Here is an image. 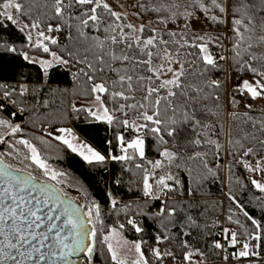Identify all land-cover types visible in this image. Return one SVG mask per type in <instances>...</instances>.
Masks as SVG:
<instances>
[{"label": "snow or ice", "instance_id": "obj_1", "mask_svg": "<svg viewBox=\"0 0 264 264\" xmlns=\"http://www.w3.org/2000/svg\"><path fill=\"white\" fill-rule=\"evenodd\" d=\"M42 2L45 10L34 16L33 11L38 7L36 0L31 3L26 0H0V52L16 54L30 65L38 64L42 85H50L52 75L60 66L72 71L68 66L81 65L72 71V76L84 79L89 86L84 95L91 96L98 107L78 109L73 105V111H85L96 121L109 125L116 122L138 133L126 146L124 137L117 136L122 154L116 156L110 152L107 157L91 147L75 144L73 141L76 137L71 129L58 128L56 131L64 135L54 136L52 132L47 135L59 140L88 163L103 164L108 159L131 162L137 156L141 162L146 161L145 137L151 134L160 158L147 161L150 170L143 163H136L135 167L143 171V196L153 200L165 198L162 200L163 206L155 215L169 222L177 215L174 204L180 203L177 200L170 205L167 202L169 194L178 192L182 197L195 198L197 188L205 180L217 175L208 157L212 156L218 161L222 151L232 158L227 163H239L248 172L259 173L262 179H252L251 184L264 193V109H259L261 115L254 117L250 113L257 109L247 102L248 99L264 100V0ZM193 4L204 13L206 28L211 25L225 26L217 31L230 41L229 45L220 41L219 36H211L210 33L195 36V40L200 43L186 39H165L170 30L157 25L167 24L178 16H192L188 8ZM164 12L168 15H160ZM153 13L156 15L153 16ZM132 18L136 22H129ZM9 25L26 35L31 48L40 49L51 58L37 60L28 52H19L13 46ZM65 25L69 29L75 28L76 35L69 32V38L77 41V46L62 49L63 54L50 51L48 44L58 45V41L46 35L45 29L47 33H59ZM86 30L100 35L90 36ZM146 32L149 34L145 35ZM33 33L36 35L35 41ZM214 42L218 47L227 48L232 55L214 56L209 51V44ZM186 48H195L198 52H186ZM229 60V69L234 68L240 82L233 87L231 99L227 100L221 94L227 91L224 83L219 78H211L210 74L220 69L218 61ZM249 74L250 78H244ZM49 90L53 91L50 87ZM38 91L37 88L22 86L16 89L0 83V113L7 112L8 105L15 108V111L8 112V118L0 116V131L11 136L22 131L20 125H14L12 120L18 113L25 111L23 98L26 94L36 101L34 107H47L46 101L32 96L33 92ZM234 93L244 97L247 112L237 110L241 101ZM105 96L123 103L110 111L102 99ZM116 111L123 113L124 118L115 116ZM129 111L135 119L129 118ZM225 115L230 117L226 133L222 120ZM222 135L227 136L228 147L221 143ZM6 142L4 136L0 135V143ZM17 145L22 146L26 152ZM8 146L10 151L0 153V264H77L74 258L82 253L88 258L87 264H93L97 245L95 225L100 222V206L93 203L88 206L87 212L82 211L84 206L78 205L61 186L64 184L62 177L66 174L51 170L28 139H16ZM6 157L19 159L21 164L25 161L31 164L14 167L6 162ZM245 157L249 160L256 157L255 167ZM31 165H35L40 174H34V170L29 171ZM173 168L176 172L172 171ZM157 170H163L164 175L156 177ZM181 172L190 177L196 172L187 187L181 179ZM150 180L153 182L150 183ZM120 182L116 180V183ZM108 196L111 206L115 208L117 201L110 192ZM229 199L244 212V216L259 232L248 234L250 239L264 243V228L243 210L234 197L229 195ZM127 207L129 205H125ZM187 207L191 209L194 205L188 203ZM181 210H184L182 204ZM187 221H192V217L188 216ZM127 223L137 233L142 231L133 219H128ZM235 223L239 224V220ZM161 224L167 231L169 225L163 221ZM123 227L121 224L120 229ZM224 232L225 238L229 239L228 229H224ZM114 238L122 239L119 231L110 229L99 242L106 244L113 264H126L125 260L118 258L117 250L111 242ZM164 239L169 237L165 236ZM156 242L160 244L163 240L157 236ZM239 242L238 233L232 232L229 245L234 247ZM213 246L216 249L223 247L219 242H214ZM260 246V243L251 245L246 241L242 244V250L233 256L236 259L259 257L258 251L250 249ZM183 247L189 248L190 245L185 242ZM134 248L138 259L133 264H149L141 252V243L136 242ZM150 251L157 259L169 256L175 260L171 251L161 252L156 248ZM195 254L203 255L198 250L187 251L183 254V261L193 264Z\"/></svg>", "mask_w": 264, "mask_h": 264}, {"label": "trees", "instance_id": "obj_2", "mask_svg": "<svg viewBox=\"0 0 264 264\" xmlns=\"http://www.w3.org/2000/svg\"><path fill=\"white\" fill-rule=\"evenodd\" d=\"M27 3H31L32 0H26ZM110 2V1H109ZM127 2V0H121ZM38 7L33 11V15H37V12L45 10L42 0H36ZM175 11V9H173ZM184 11L183 8L180 9ZM188 11L193 15L190 17L178 16L174 21L169 20L167 24H159L157 27L167 28L170 31L165 35V39L183 40L186 39L189 42L200 43L196 41L195 36L200 35L195 29H193V23L202 22L206 25L204 13L193 4L188 8ZM155 16L156 14H152ZM162 16L168 15V13H160ZM135 20V18H133ZM56 24V21H49ZM224 25H211L207 27L205 33H210L211 36H219V40L225 45H229L230 41L225 39V36L218 32L217 29H223ZM9 31L11 32L14 40V47L19 52H28L30 56H36L39 58L48 59L50 55L44 53L37 48H31L28 45L26 35L19 33L13 26L9 25ZM90 36L100 35V33L93 32L92 30H86ZM69 32L73 36L76 35L75 28L69 29L66 25L63 26L62 31L45 34L57 39L58 45L48 44L50 51H55L58 54H63L62 49L74 48L77 46V41L69 38ZM175 33V35H172ZM149 33H145L148 35ZM231 33L229 32V35ZM226 40V41H225ZM44 43L47 44V41ZM224 49L218 47L217 44H209V51L214 55L215 53L224 54ZM186 52H198L195 48H186ZM232 53L227 49V57H230ZM67 58V57H66ZM195 58V57H191ZM220 69L213 70L211 78L213 76L223 75L225 70L228 75V86L231 90L227 95L226 92L221 94L225 96L227 100L231 99L232 89L240 81L237 79V73L234 68L229 69L231 61H218ZM75 71V67L68 66ZM72 71H69L67 67L60 66L58 71L51 77L50 85L41 84V74L39 65H30L26 61L22 60L19 56L13 53L0 52V83H6L12 88L19 89L22 86H27L29 89L37 88L38 92H33L32 96L37 99H42L47 102V107L40 106L34 107L35 100L30 99L26 94L23 107L25 111L18 113L16 118L12 120V123L19 124L22 131L15 136L8 135L7 132L0 131V135L4 136L6 143H0V153H6L10 151L9 143H14L16 139H28L33 146H35L40 152L41 159L46 164L54 168L58 172L64 173L69 177H72L75 181L81 184L85 190V200L88 204L93 203L100 206V222L96 223L97 228V245L96 251L93 256V264H112L110 254L107 251L106 244L100 243L103 235H106L110 228L117 229L123 238L136 243H141V252L144 254L149 264H160L166 257L157 259L150 249L156 248L161 252L171 251L175 255V259L179 262L186 264L183 261V254L187 251H196L203 253V255L196 254L199 257V262H216L219 259V251L214 245V235L212 233V227L215 219L224 213L226 225L235 229L238 233V239L247 241L250 240L248 234H259L256 227L244 216V212L237 208L236 204L229 199V195L235 198L243 210L246 211L253 219L257 221L262 228H264V193L259 192L251 184L252 178L248 175V172L242 164L233 162L227 163L231 160V157H227L222 151L218 161L214 160L212 156L208 157L210 166H212L217 175L214 178L205 180L202 186L197 188L195 198L182 197L179 200V204H174L173 199H167L170 205L177 208V215L171 222L164 217L156 216L154 208L158 205L156 201H146L145 196L142 194L143 186V171L135 167L136 163H143L145 167L151 169V166L147 161H154L160 158L157 150V144L154 137L148 134L145 137L146 148L145 155L146 161L141 162L136 157L131 162L113 161L111 160L109 165L104 162L103 164H97L95 162L88 163L83 160L79 155L72 152L66 145L62 144L59 140L53 139L40 131L41 127L47 128L49 131H56L58 128H69L78 133L87 142H89L99 153L105 155L109 152L114 154L121 153V145L116 139L117 136L122 135L125 140V146L127 142L134 139L138 133L134 132L131 128H124L122 125L114 122L109 125L105 122L94 120L88 116L85 111H73V105L78 109L86 108L85 105L93 102L91 96H85L84 93L88 91L89 86L85 83L84 79H76L72 76ZM244 78H250L245 76ZM221 81L225 83V79L222 77ZM49 87L53 91L49 90ZM227 88V87H226ZM18 96V92L16 94ZM237 99L241 101L238 106V111L247 112L248 109L244 107V97L240 94H235ZM106 101L105 106L111 111L117 107L119 103L123 101H112L110 97H102ZM225 101H222V103ZM248 103L252 104L257 111H253L250 114L254 117L261 115L259 109H264V100L262 103H256L251 99H248ZM229 107L231 105L229 104ZM15 111L11 105H8V111L0 113V116L8 118V112ZM114 115L123 119V113L116 111ZM129 118L135 119L132 113L129 111ZM224 121L225 133L228 129V122L230 117L227 115L222 117ZM142 135V133H140ZM41 140L44 142L41 143ZM221 143L226 144L227 136L222 135L220 137ZM111 142V143H109ZM22 149V146L17 145ZM132 152V149H129ZM244 159L249 160L245 157ZM6 162L13 166L24 167L25 164L30 165V161H25L24 164L20 163L19 159L6 157ZM249 162L255 167L256 157H252ZM217 164L220 167H216ZM231 168V172H229ZM29 171L34 170V174L40 173L39 169L35 168V165H31ZM176 172V169H172ZM157 176L164 175L163 170L156 171ZM181 179L185 183V187L192 183V177L196 176V172H193L192 177L188 176L185 172H181ZM156 176V177H157ZM121 182L118 184L116 180ZM153 181L150 180V183ZM110 186L112 191L125 200L123 207L116 205L113 208L110 204V198L108 196L107 187ZM173 194H179L173 193ZM172 195V194H169ZM188 203L194 205L193 208L187 207ZM181 204L184 206V210H181ZM125 205L129 207L125 208ZM191 216L192 221H187V217ZM231 218V219H230ZM128 219H133L138 227L142 228V231L137 233L136 230L127 223ZM239 220V224L235 221ZM168 224L167 231L162 227L161 222ZM123 224V229H120V225ZM174 224V226H172ZM187 233V235L185 234ZM160 236L163 243L158 244L156 237ZM168 236L169 239H164ZM255 244L260 243L261 246L256 248V251L264 253V243L255 241ZM187 242L190 247L184 248V243ZM193 263H196L192 258Z\"/></svg>", "mask_w": 264, "mask_h": 264}, {"label": "built area", "instance_id": "obj_3", "mask_svg": "<svg viewBox=\"0 0 264 264\" xmlns=\"http://www.w3.org/2000/svg\"><path fill=\"white\" fill-rule=\"evenodd\" d=\"M219 53H215L214 56L219 57ZM224 56L227 57V48L224 49ZM224 63L227 64V61H224ZM222 77L225 79V83H226V93L227 95L229 94V92L231 91L229 89V86L227 84L228 82V75L227 72L225 70L223 75H219V76H213L212 78H219L220 80L222 79ZM234 94H238V93H234ZM110 153V152H109ZM109 153L105 154V156L107 157L109 155ZM112 155H116L119 156L121 155V153L118 154H114L111 152ZM111 159L106 160L105 162L109 165ZM250 177L254 178L255 174L254 172L249 173L248 174ZM155 176H157L156 172H155ZM107 191L108 193L110 192L112 194V198H114L117 201L118 206L123 207L125 204V200H123L122 198H120L119 196H117L112 189L110 188V186L107 187ZM165 198L162 197L161 200H153L150 197H145L146 201H156L158 203V205L154 208V212H158L159 209L163 206L162 200H164ZM167 199H173L175 201L180 200L181 196L179 194H172L169 195L167 197ZM111 204V203H110ZM224 229H228V237L230 239L231 233L232 232H236L235 229L229 227L226 225V220H225V215L224 213H221L214 221L213 223V227H212V233L214 235V241L215 242H219L222 244V248L218 249L219 251V259L216 262H199V263H193V264H264V253L259 252V257H255V256H251L248 258H239L236 259L234 258L233 254L234 253H238L239 251L242 250V244L246 241L243 240H239L240 242L235 245L234 247L229 245V239L225 238V232ZM247 242H249L251 245H255V242L253 240H247ZM250 251H256V249H250ZM225 257H227V259H225ZM160 264H183L181 262H179L178 260H174L169 257L166 256Z\"/></svg>", "mask_w": 264, "mask_h": 264}, {"label": "rangeland", "instance_id": "obj_4", "mask_svg": "<svg viewBox=\"0 0 264 264\" xmlns=\"http://www.w3.org/2000/svg\"><path fill=\"white\" fill-rule=\"evenodd\" d=\"M110 2H114V0H109ZM122 3H125V2H122ZM129 22H136L133 18L131 21ZM193 29H195L197 32H199L200 35H205V32H206V27L205 25L202 23V22H195L193 23ZM36 40V35L35 33H33V41ZM226 41V40H225ZM37 60L39 59H42V58H39V57H36V56H31ZM51 58V57H50ZM48 58V59H50ZM44 59V58H43ZM263 100H256V103H262ZM86 108H93L95 109L96 107H98L94 101L89 103V104H86L85 105ZM67 129H72L71 127L67 128ZM40 131L42 133H45L47 134L48 132H52V131H49L47 128L45 127H41L40 128ZM73 136L76 137V140L73 141L75 144L77 145H86L88 147H91L93 149L92 146H90L85 140H83L80 136H78L76 133H73V131L71 130ZM54 136H60V135H64L63 133H60V132H57V131H53L52 132ZM71 150V149H70ZM95 150V149H93ZM96 151V150H95ZM85 152H86V149H85ZM87 154V152H86ZM122 154V153H121ZM87 162V161H86ZM48 165V164H47ZM49 166V165H48ZM14 167H18V166H14ZM49 168L51 170H54V171H57L55 170L54 168L50 167ZM158 171V170H157ZM58 172V171H57ZM61 173V172H60ZM37 174H40V173H37ZM255 174V177L252 178V179H256V180H261L262 177L259 173L257 172H254ZM158 177V176H157ZM62 179H64V184L61 185L64 190L73 198V200L78 204V205H82L84 206L82 208V211L84 212H87L88 210V206H91L90 204H88L85 200V190L83 189V187L81 186L80 183H78L77 181H75L72 177H69V176H65V177H62ZM110 229H115V228H110ZM117 230V229H116ZM118 231V230H117ZM109 232V231H108ZM108 234V233H107ZM106 234V235H107ZM120 237H122V235L120 234ZM119 241V242H117ZM125 241L127 243H125ZM114 245V247L116 248L117 250V253H118V258L120 259H123L126 261V264H133V261L134 260H137L138 259V256L135 252V248H134V245L135 243L133 242H130L128 240H126L125 238L122 237V239H119V238H114L112 241H111ZM81 257H78V259L76 260L77 261V264H87L88 262V258L87 256H85L83 253L80 255ZM111 257V256H110ZM193 259L195 261H197L196 263H199V257L195 254L193 256ZM112 261V259H111ZM113 262V261H112ZM113 264V263H112Z\"/></svg>", "mask_w": 264, "mask_h": 264}, {"label": "crops", "instance_id": "obj_5", "mask_svg": "<svg viewBox=\"0 0 264 264\" xmlns=\"http://www.w3.org/2000/svg\"><path fill=\"white\" fill-rule=\"evenodd\" d=\"M72 130V129H71ZM73 131V130H72ZM73 133H76L75 131H73ZM78 136H80L78 133H76ZM81 137V136H80ZM83 140H85L83 137H81ZM86 141V140H85ZM87 142V141H86ZM90 146H92L89 142H87ZM93 147V146H92ZM93 149H95L93 147ZM96 150V149H95ZM97 151V150H96ZM98 152V151H97ZM86 153V152H85ZM77 155H79L78 153H76ZM80 156V155H79ZM81 157V156H80ZM82 158V157H81ZM83 159V158H82ZM84 160V159H83Z\"/></svg>", "mask_w": 264, "mask_h": 264}, {"label": "water", "instance_id": "obj_6", "mask_svg": "<svg viewBox=\"0 0 264 264\" xmlns=\"http://www.w3.org/2000/svg\"><path fill=\"white\" fill-rule=\"evenodd\" d=\"M78 257H80V256H78ZM78 257H75L74 259H75V260H77V259H78Z\"/></svg>", "mask_w": 264, "mask_h": 264}, {"label": "flooded vegetation", "instance_id": "obj_7", "mask_svg": "<svg viewBox=\"0 0 264 264\" xmlns=\"http://www.w3.org/2000/svg\"><path fill=\"white\" fill-rule=\"evenodd\" d=\"M81 257V256H80Z\"/></svg>", "mask_w": 264, "mask_h": 264}]
</instances>
